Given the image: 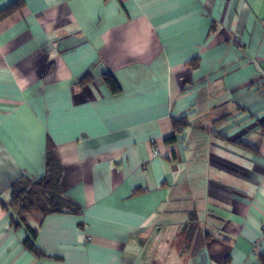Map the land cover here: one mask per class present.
Listing matches in <instances>:
<instances>
[{"label": "crops", "instance_id": "crops-1", "mask_svg": "<svg viewBox=\"0 0 264 264\" xmlns=\"http://www.w3.org/2000/svg\"><path fill=\"white\" fill-rule=\"evenodd\" d=\"M10 6L0 264H264V0ZM49 145L79 210L29 212L33 249L3 203Z\"/></svg>", "mask_w": 264, "mask_h": 264}, {"label": "trees", "instance_id": "trees-1", "mask_svg": "<svg viewBox=\"0 0 264 264\" xmlns=\"http://www.w3.org/2000/svg\"><path fill=\"white\" fill-rule=\"evenodd\" d=\"M10 6L2 11L0 18L12 11ZM184 120L174 122L175 129L178 130L185 125ZM175 140V136L168 141ZM46 170L44 176L35 183L21 178L12 185V197L10 202L3 203V207L11 210L12 223L14 225L25 224L31 232V236L26 239L30 248H35L33 238L37 235L34 229L27 221L26 215L29 212L38 211L42 215L59 211H78L79 205L76 201L65 195L61 179L63 169L57 160L52 145L47 148Z\"/></svg>", "mask_w": 264, "mask_h": 264}, {"label": "built area", "instance_id": "built-area-1", "mask_svg": "<svg viewBox=\"0 0 264 264\" xmlns=\"http://www.w3.org/2000/svg\"><path fill=\"white\" fill-rule=\"evenodd\" d=\"M262 232L264 234V219H263V222H262ZM91 239V237H88V240Z\"/></svg>", "mask_w": 264, "mask_h": 264}]
</instances>
